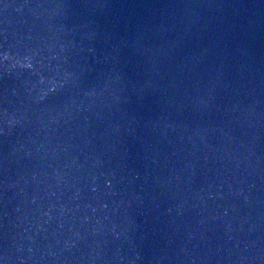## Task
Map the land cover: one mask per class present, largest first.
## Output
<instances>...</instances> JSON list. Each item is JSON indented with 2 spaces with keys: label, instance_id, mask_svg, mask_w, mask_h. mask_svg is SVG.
<instances>
[{
  "label": "water",
  "instance_id": "1",
  "mask_svg": "<svg viewBox=\"0 0 264 264\" xmlns=\"http://www.w3.org/2000/svg\"><path fill=\"white\" fill-rule=\"evenodd\" d=\"M0 264H264V0H0Z\"/></svg>",
  "mask_w": 264,
  "mask_h": 264
}]
</instances>
